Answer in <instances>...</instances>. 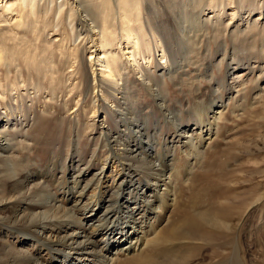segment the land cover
<instances>
[{
    "label": "bare ground",
    "instance_id": "obj_1",
    "mask_svg": "<svg viewBox=\"0 0 264 264\" xmlns=\"http://www.w3.org/2000/svg\"><path fill=\"white\" fill-rule=\"evenodd\" d=\"M164 1L147 6L144 0H0V264H69L73 256L74 264H112L114 257L129 253L136 255L129 264H168L156 259L158 251L169 252L192 236L223 243L227 235L218 229L232 230L225 221L243 216L226 211L225 220L213 219L214 225L205 229L204 215L196 210L197 195L188 207H178L177 218L174 211L169 215L160 211L173 201L171 176H166L172 164H167L166 154L171 156L173 143L196 128L182 127L170 118L178 134L168 138L155 128L150 135L144 118L153 106L140 108L136 95L143 91L161 110L172 102L167 96L170 83L183 84L182 77L195 72L207 80L202 95L215 109L214 115L222 113L218 92L223 88L253 84L248 95L258 101L264 93V0L259 6L252 5L254 0H239V6L236 3L227 14V23L222 19L225 0H207L214 9L201 23L202 33L184 40L174 33L180 18L177 2ZM203 1L191 0L197 6ZM254 11L257 19H252ZM85 50H90L87 61ZM86 63L91 67V83ZM95 66L100 67L99 75ZM243 66L245 71L236 73ZM135 71L137 79L132 76ZM245 73L256 75L240 79ZM77 74L78 84L65 85V76ZM183 86L177 88L182 95ZM45 92L46 99L40 101L38 95ZM75 98L79 107L73 118L68 110ZM98 112L103 115L99 122ZM43 118L50 121L52 131L60 132L57 148L61 151L55 152L58 158L42 165L33 151L34 128ZM213 129L203 140L198 138L202 141L198 144L213 140L217 133ZM158 137L165 148L164 170L157 169L160 163L153 158ZM104 155L102 165L86 179L92 164ZM111 161L118 169L106 185ZM133 163L137 174L130 170ZM66 169L67 182L57 177ZM202 177L206 181L202 195L218 188L209 171ZM263 203L264 195L252 206ZM255 211L262 227L264 208ZM103 224L106 227L96 232L101 236L98 247L92 237ZM145 225L149 232L157 228L159 235L146 237ZM257 234L256 244H261L264 231Z\"/></svg>",
    "mask_w": 264,
    "mask_h": 264
},
{
    "label": "rangeland",
    "instance_id": "obj_2",
    "mask_svg": "<svg viewBox=\"0 0 264 264\" xmlns=\"http://www.w3.org/2000/svg\"><path fill=\"white\" fill-rule=\"evenodd\" d=\"M155 1L156 0H144V3L147 6H151V2L155 3ZM173 1L177 2H175V6L177 7L175 11L176 13H179L178 15H180V18L176 20L178 27H175L174 33L178 36L180 35V38H182L183 40L189 36L200 35V33H202L201 31L203 30L202 24L205 20L204 18H206L207 16L210 17L212 15L211 12L214 9L213 3H209L207 0H205L202 2V4L197 6L196 3H192L191 0ZM162 2L165 3L164 0H159L160 4ZM238 2L240 1L236 0L234 3L232 2V0L224 1V4L226 5V14L222 17V19L225 20L224 22L227 23V21H229V19H227V14L231 12V8H234L236 6V3L238 5ZM251 3L253 6H255L258 5L257 3H262V0H254ZM246 5L247 4H243V8H245L243 11H246ZM252 14H254L252 19H257V11H254ZM237 18L239 17H236L234 20H237ZM179 25H181V28H179ZM71 45L72 43L66 44V46L68 47H71ZM85 51L86 53H84V60L87 61V59H89L90 50ZM239 54H241V52H239ZM154 55L155 58H157L156 60H158V56H161V51H158L157 49L154 52ZM86 67L87 72L89 73V83H91V67H88L87 63ZM244 67L245 66L236 68V73L245 71ZM93 69L95 70V73L97 72V75H99L100 67L95 66ZM198 74L199 73L191 72L190 74H186L182 77L184 83L178 84L184 85L182 89L185 94L183 95L177 92V88H179V85L172 86L170 83L171 89L169 90L167 96L171 97L172 102H170L167 107H163V109L161 110L157 108L158 106L156 103H153L152 98L147 97V95L143 93V91L139 90V93L136 95V98L139 101L138 106L140 108L143 106L146 107L144 108V110H147L149 109V105L153 106V111L150 114L148 111L149 116L144 118L146 119L144 127L149 131L150 135H153L155 128H161L162 132L165 133L167 135L166 137L168 138H170L172 135L175 136L176 134H178L175 127L171 125V123H169L170 118L176 119L182 127H185L187 125L191 128H196V131H190L188 136L183 137L181 141L173 143L174 152L173 154H171V156L169 154L168 157L167 154L166 157L164 156L165 148L162 145V138L158 137L157 142H155L154 144L155 155H153V158L158 159L157 163H160L157 166V169L164 170L166 161L167 164H172V173L169 171L167 172L166 176H171L170 185L171 188L174 189V191L173 189H170V193H173L171 198V200L173 199V201L171 203V207L167 208L166 210H162L161 206L160 211L165 215H169L171 214V212L173 213V211L175 213L178 207H182L183 205L188 207L191 197L193 195H197L198 200H194L196 202L198 201L200 205L196 207L198 208L196 210H199V213L204 215V222L201 223L203 224L205 229L210 230L209 228L214 225V223L212 222L213 219H216L218 221L225 220L224 218L226 215V211H239L243 216L240 219H237V221H225L226 223H230L232 230H228L224 226H221V229H218L222 231L224 235H227V240H223L225 241L223 243L209 238H206L205 241H202L199 240L200 238H198L197 236H192L191 238L186 239V243L178 242L177 246L170 249L171 251L169 252H164L163 250L158 251V256H156V259L168 264H222V262L223 264H264V241L261 240V244H256L255 238V233H263L264 225L262 227H258L259 223L254 218L257 215V212L255 210L259 207L264 208V203L263 206L259 204L256 206H252L253 202L256 201L259 196L264 195V145H261L262 142H264V93H262L261 95V100L258 99L257 101L253 96L248 95V90L253 87V84H249V86H247L246 88H244L245 86H236L229 90L223 88L218 92L222 97L220 99L223 100V103H218L221 105L219 110H221L222 113L221 115H214L213 112H215V109H210L211 105L207 103L208 100H205L204 96L202 95L203 87L205 86V84L207 85V80L204 78L196 77L198 76ZM246 74L247 73L240 76V79H242V77L243 79H246L249 76L254 79L256 75L254 74L246 76ZM78 75L79 74L75 76L73 75L71 77H69V75H67L68 77L65 76V85H73L74 83L78 84ZM132 76L137 79L138 73L135 71L132 73ZM19 80L22 79L19 78ZM31 91L32 90H29V92ZM21 93H23V91ZM45 95L46 92L43 94L41 93V95L39 94V100L44 101L46 99L44 97ZM96 95L99 97V93H97ZM59 96V98H61V95ZM176 99L179 100V102H176ZM202 99H204L203 102ZM86 102H88V100H86ZM27 103L29 102L27 101ZM75 103L76 98L74 101H72V104L69 106L68 110L69 113H72L71 116L73 118L79 107V104L75 105ZM254 112L257 113L255 115H251V113ZM257 114H259V116H256ZM97 115L99 117H96V121L98 120L99 122L103 119V115L100 112H98ZM83 120H88L89 123L91 122V118H83ZM212 127L215 128L213 130L217 132V135L215 134L213 140L210 141L211 143L209 142L206 145H202L200 143L198 144V142L202 143L201 140H203V138L205 137L208 129H212ZM34 131L33 132L35 133L34 136L36 144L34 146L35 149L33 151V154L36 153L37 155H39V158L42 161L41 164L43 165V163H49L53 159L58 158H54V156L55 152L59 153L61 151V149L57 148V141L61 136L60 132H56L55 129L52 131L51 123L46 118H43L37 124V126L34 128ZM198 138L201 140H199ZM169 141L170 140L167 139L168 145H170ZM183 142L185 143L183 144ZM159 153L162 155H160ZM158 154L160 155V158H158ZM196 155H199L200 157ZM105 156L106 155L98 158L95 161L97 162V164H92L90 168L91 170L89 171L86 179H89L92 173L97 171L99 165H102V159ZM84 157L86 156H83L82 159H84ZM164 157L166 161L163 160ZM89 158L90 155L88 154V157L85 159L87 160ZM171 158L172 160L169 161ZM79 162L83 163L84 160ZM111 162L112 164H110V166L108 167L109 169L105 174L106 178H108V180L105 181L106 185L109 184L111 180L110 177L118 169H116L113 161ZM136 165L137 164L133 163V166L130 168V170L134 171L137 174L138 169L134 167ZM189 166L192 168H190ZM205 171H209L211 176L213 175V180L217 181L219 183V186L215 191L202 195L200 191L205 186L206 181H204L203 177L201 178V175ZM67 172L68 170L66 169L65 172L59 173L57 177L59 178L60 176L62 180L67 182ZM145 175L146 172L142 171L141 176L144 177ZM148 177L150 176L148 175ZM160 188L163 187L160 186ZM104 198L108 199L107 196H105ZM176 216L177 212L173 217L175 218ZM111 220H114V217H112L109 221ZM153 220L154 219H152L150 223L154 222ZM106 225L103 224L102 226L100 225L99 228H95L96 231L94 232V236L92 237V239L95 240V245H98V247L101 246L100 244H98V242L100 241L98 237H100L101 239V236H99L96 232H101L106 227ZM147 226H143L142 231H145L144 233L147 234L146 237H152L151 239H155L156 236L159 235V232L156 231L157 228L153 230L151 227L149 232ZM149 234L150 236H148ZM146 237L145 242L146 240H148V238ZM167 246L168 245H166L165 247ZM135 256L133 255V253H129L124 256H113L114 258L111 260V262H113L112 264H114V262L116 264H127V261L131 258L133 259V257ZM49 257L50 256H47V259ZM73 257L68 259V262H72L69 264L76 263V260H72ZM220 261L222 262L220 263ZM130 262L128 261V264ZM92 263L94 264V262H91L90 264Z\"/></svg>",
    "mask_w": 264,
    "mask_h": 264
}]
</instances>
